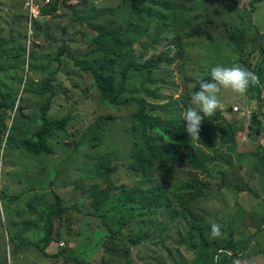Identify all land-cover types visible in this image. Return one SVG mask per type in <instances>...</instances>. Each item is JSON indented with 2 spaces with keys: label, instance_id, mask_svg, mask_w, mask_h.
<instances>
[{
  "label": "rangeland",
  "instance_id": "rangeland-1",
  "mask_svg": "<svg viewBox=\"0 0 264 264\" xmlns=\"http://www.w3.org/2000/svg\"><path fill=\"white\" fill-rule=\"evenodd\" d=\"M27 1L0 0V114L7 113L10 131L0 139V264L8 252L14 264H192L195 253L181 242L189 230L186 210L202 218L205 242L197 245L210 261L226 264L216 253L240 243L228 261L253 264V257L264 254V172L249 171L253 159L243 143L251 121L233 112L246 109L241 95L231 90L223 95L222 89L223 107L205 117L200 143L189 141L174 164L158 163L148 184L167 185L168 192L151 209L129 200L142 181L131 169L132 152L136 145L144 147L132 117L137 102H144L151 118L185 126L182 112L192 106L196 79L217 65L241 66L228 35L240 30L248 35L253 20L263 29L242 58L255 66L253 54L264 38V2L252 10L249 0H156L170 2L169 8L149 0L141 8L148 12L135 14L121 0H34L41 15L30 23ZM96 31L115 35L124 49L111 38L94 44ZM74 59L98 69L103 64L118 91L131 62L162 61L154 69L132 70L122 107L110 109L102 104L93 76L82 73ZM48 101L49 120L70 121L49 141L55 155L34 156L19 143L38 131ZM98 122L99 145L90 133ZM191 150L204 170L190 161ZM257 166L264 170V161ZM196 178L204 182L206 195L182 207L199 186ZM184 185L190 190H180ZM93 187L110 190L98 210ZM212 223L221 225V237H211ZM48 234L52 242L43 253L38 246Z\"/></svg>",
  "mask_w": 264,
  "mask_h": 264
},
{
  "label": "trees",
  "instance_id": "trees-1",
  "mask_svg": "<svg viewBox=\"0 0 264 264\" xmlns=\"http://www.w3.org/2000/svg\"><path fill=\"white\" fill-rule=\"evenodd\" d=\"M121 1H123L124 3H129L135 14H145L148 12L147 10H142L141 8H143L145 4L149 2V0H121ZM152 1L154 4H157L156 0H152ZM263 1L264 0H253L252 3L250 4L251 9L253 10L254 5ZM157 5L165 8H169L170 2H167L164 5H160V4ZM96 34L97 37L93 40L94 44H101L106 38H111L115 47L119 51L124 49V44H122L121 41L117 39L116 36L111 34L110 32L96 31ZM228 40L232 45H235L237 47L238 52L241 54L240 56L241 66L255 72L261 79L262 73H264V70L261 69L262 63L260 64L256 63V65L252 67L247 61H244L242 58V56L246 51V46L248 43V36L246 30L231 31L228 35ZM63 49L60 50L59 55L62 54V52L64 51ZM260 58L264 62V48L262 47L260 52ZM161 61L162 59H160L159 61H151L142 66H138L134 62H131L122 72L123 85H121L120 90L118 91L115 86L114 76L111 74L112 72L107 68H105L103 64L100 66L101 68L98 69L93 66H87L85 64H81L76 59H74L75 65L80 68V71L82 73H90L93 76L96 89L99 92L102 100V104L110 109L122 107L123 95L125 92L124 85L127 81V75L132 70L135 69L138 71H143L145 69H150V68L154 69ZM199 79L210 80V75L196 79L194 91L199 90V84L197 82ZM260 84L256 86H250L249 87L250 91L253 92L254 90L255 91L258 90ZM47 93H49L50 99L54 98L53 95L54 93L52 91V88L50 87V84H48ZM50 105L51 103L50 101H48L46 105L42 108L38 120L39 129L32 136L31 140L21 141L19 143V146L23 149L24 152L34 156L55 155V151L51 147L49 141L51 140L55 132H63L66 130L70 118L66 117L61 120H49L47 118V113L50 109ZM7 109L11 110L12 108L9 107ZM149 111H150V107L147 104H145L144 102H137V110L132 117L133 123L137 128V131L141 139L144 141V147L139 148V146L136 145L132 152L133 163L131 165V169L142 179V181L132 190V192L129 195V200L131 201L138 200V202L145 209H151L156 204L164 202L165 195L168 192L167 185L150 186L148 184L154 178L158 163H163V164L176 163L182 148L186 146L190 141V138L188 137L185 131L184 125L162 123L156 119L151 118L149 116ZM6 120H7V113L1 112L0 139L2 136H4L7 133V129L4 124ZM263 125H264V120H262L261 118V112H256L252 115L248 129L250 130L251 127L260 128ZM102 130L103 129L100 128L99 122L92 130H90V133L92 134L91 139H93V141H95L97 145H99L101 142V138L103 136ZM259 132L260 130L256 132V135H260ZM8 135H10V131H8ZM157 137L160 139L161 142H158ZM1 141L2 140H0V142ZM189 159L197 169H201V170L205 169L203 162L200 161L198 154L194 150L190 151ZM97 170L99 173L109 171L108 168H106L105 171L102 168H98ZM195 182L199 186L192 195L185 198L184 202L182 200L181 203L182 207H187L189 202L206 195L204 182L201 181L199 178H196ZM190 188H191L190 185H184L180 188V190L182 191L190 190ZM92 194H93V202L95 204L96 210H98L100 205L109 198L110 190L93 187ZM138 197L141 198L138 199ZM166 205L167 207H170V202L166 201ZM186 213L187 216H185V219L188 221L189 230L187 236L184 239L182 237L181 242L182 244H185L187 246L188 250L195 253V258L192 264H202V263L218 264L215 262V260L210 261L209 257L205 255L206 253H203L204 249L202 248V246L198 247L197 245V241L203 244L205 242V236H204L205 228L202 223V218L195 217L188 210H186ZM94 214H96V211L94 212ZM103 217L105 216L103 215ZM208 229L211 230L209 227ZM51 242H52V237L50 236V234H48L44 245L38 246V248L44 253V251L48 248ZM239 245L240 243L239 244L230 243V245L226 247L227 248L226 250L220 249L219 251L226 252L229 250L228 252L232 254L233 253L237 254L236 248H238ZM52 246L53 245H51V248ZM217 254L218 253H216V255ZM224 257H226L227 259ZM232 257H235V255H233ZM222 258H224L223 263L231 264V262L228 261V259L231 258L227 256H223ZM85 264H90V263H85ZM130 264L133 263L130 261Z\"/></svg>",
  "mask_w": 264,
  "mask_h": 264
},
{
  "label": "clouds",
  "instance_id": "clouds-1",
  "mask_svg": "<svg viewBox=\"0 0 264 264\" xmlns=\"http://www.w3.org/2000/svg\"><path fill=\"white\" fill-rule=\"evenodd\" d=\"M209 75L210 80L199 79L197 81L199 84V90L194 91L191 95L190 103L192 106L187 107L182 112V120L185 122V131L190 138V141L193 143H200L199 133L201 124L204 122L205 117L214 116L217 110L223 107L220 97L222 89L231 90L233 93L243 96L247 93L250 86H256L260 84V78L255 72L236 64L232 66H214L211 68ZM239 109L241 111H249V109ZM250 112L251 111H249V113ZM250 114L252 118L254 113ZM236 115L241 118L239 114ZM261 118L264 120L263 113L261 114ZM249 121H251V119ZM221 236V225L218 223H212L211 237L216 239ZM226 252L230 253L228 251ZM8 254H10V252H8ZM218 254L217 258H219L221 255L231 258L228 255ZM230 254L233 256L232 253ZM12 262L14 264L13 259Z\"/></svg>",
  "mask_w": 264,
  "mask_h": 264
},
{
  "label": "crops",
  "instance_id": "crops-1",
  "mask_svg": "<svg viewBox=\"0 0 264 264\" xmlns=\"http://www.w3.org/2000/svg\"><path fill=\"white\" fill-rule=\"evenodd\" d=\"M235 3H238L239 1L234 0ZM253 1V0H252ZM251 0H249V2H252ZM241 4L243 3V1H240ZM264 2V1H263ZM263 2H260L258 4H261ZM256 4V5H258ZM243 5V4H242ZM241 5V6H242ZM257 13V10H255V14ZM255 23H257V21L255 22L254 20L251 23V28L248 31V47H249V42H251L253 40V38L255 37V39H257V33L259 31H261V29L263 28H259V27H255ZM256 29H253V28ZM253 32H252V31ZM264 30H262V32H260V36L263 35ZM249 33H251V35L253 34L252 38L249 35ZM259 36V38H260ZM264 39V38H262ZM260 39L258 42V46L259 48L256 49L257 51H255V54H253V57H256L255 59H253V61L255 63H262L261 64V69L264 70V62L263 60L260 58V52H261V47L264 48V40ZM260 88L258 90H256V92L254 94H245L243 96H241L240 99V105H244L246 106V109H249V111H251V113H256V112H261V114H264V102H261V99L264 100V73H262V77L260 79ZM250 90V88H249ZM223 95L224 94H230L228 90H224L223 89ZM255 91V90H254ZM260 101V103H259ZM249 128V127H248ZM260 130V135H256V132ZM245 137L246 139L244 140L243 143V150L244 152H249L250 156L252 157V163L249 166V171L250 173L254 174V176L256 175V173H263L264 170L262 169L263 167L261 166H257L260 165L263 161H264V125L260 128H255V127H251L250 130L247 129L246 133H245ZM256 164V167H255ZM264 177V176H263ZM255 203L251 204L254 205ZM239 244V243H238ZM239 248V246H238ZM255 258L256 261L254 260H250V262H254L253 264H264V254L259 255L257 258L253 257V259Z\"/></svg>",
  "mask_w": 264,
  "mask_h": 264
},
{
  "label": "built area",
  "instance_id": "built-area-1",
  "mask_svg": "<svg viewBox=\"0 0 264 264\" xmlns=\"http://www.w3.org/2000/svg\"><path fill=\"white\" fill-rule=\"evenodd\" d=\"M27 2L28 3L26 4V7H27V10L29 11L27 18H28L29 22L31 23V22H33L32 19H37L38 17H40L41 11H40L39 7L35 4L34 0H28ZM45 3L47 4L48 1L46 0ZM233 111L236 114L238 113L241 118H245L247 120L251 119V114L249 113V111H241L238 107H235L233 109ZM221 254L231 256L230 253H227L224 251H219L218 255H221ZM1 264H13L10 254L5 257L4 262Z\"/></svg>",
  "mask_w": 264,
  "mask_h": 264
},
{
  "label": "water",
  "instance_id": "water-1",
  "mask_svg": "<svg viewBox=\"0 0 264 264\" xmlns=\"http://www.w3.org/2000/svg\"><path fill=\"white\" fill-rule=\"evenodd\" d=\"M19 113H20V111H19Z\"/></svg>",
  "mask_w": 264,
  "mask_h": 264
}]
</instances>
